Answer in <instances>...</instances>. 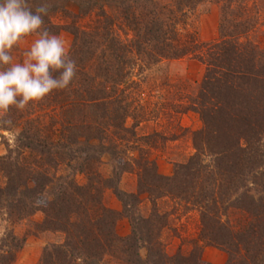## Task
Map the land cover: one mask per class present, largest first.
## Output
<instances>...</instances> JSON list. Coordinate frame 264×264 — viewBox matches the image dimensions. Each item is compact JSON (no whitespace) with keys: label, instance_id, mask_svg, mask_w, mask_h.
<instances>
[{"label":"trees","instance_id":"trees-1","mask_svg":"<svg viewBox=\"0 0 264 264\" xmlns=\"http://www.w3.org/2000/svg\"><path fill=\"white\" fill-rule=\"evenodd\" d=\"M205 1L222 15L220 38L210 42L186 31ZM249 1L28 0L33 9L48 8L44 29L74 35L69 54L78 71L68 88L3 117L20 131L0 157V219L7 222L0 264L15 262L27 237L15 227L38 211L44 220L37 230L60 235L38 264H212L203 258L209 244L227 251L226 264H264V49L246 39L254 18ZM70 2L77 12L68 11ZM59 12L70 21L55 23ZM187 55L205 64L198 89L155 77L164 61ZM159 77L171 87L172 103L156 95L154 82L147 93V83ZM190 110L204 123L193 132L196 152L164 175L150 155L151 135L138 127L158 116L149 111ZM107 155L113 174L105 178L99 169ZM134 171L138 191L120 188L123 174ZM79 173L86 183L77 181ZM107 189L123 212L106 203ZM143 193L153 203L148 216L139 209ZM165 195L200 209V236L189 252L166 251L165 215L156 209ZM231 207L242 214L238 226L228 217ZM122 215L132 225L127 236L117 232Z\"/></svg>","mask_w":264,"mask_h":264},{"label":"rangeland","instance_id":"rangeland-1","mask_svg":"<svg viewBox=\"0 0 264 264\" xmlns=\"http://www.w3.org/2000/svg\"><path fill=\"white\" fill-rule=\"evenodd\" d=\"M161 1L167 2L170 0ZM249 8L252 9L251 13L254 18H252L251 22L253 25L252 29L246 39L264 49V0H250ZM67 9L71 13L78 11L77 5L73 2L67 5ZM221 16V7L218 4L208 1L200 3L190 15L189 26L186 31H195L199 39L205 42L219 39ZM67 19L66 13L59 12L53 16L55 23H64ZM56 35L65 41L69 50L72 46L74 35L68 30H61ZM26 50L27 48H23L19 44L12 50V55L18 61H22ZM154 74L155 77L162 75L166 78L165 80L168 79L167 83L178 84L177 86L181 83L187 90L192 92V90L198 89L203 79L205 64L192 55H187L179 59L164 61ZM163 80L162 77L150 79L146 86L147 93H149L148 86L154 82L153 86H155L156 95L158 96L160 92H163L166 94L167 102L172 103V98L169 97L171 87L165 85ZM154 98L156 99V97ZM13 112L12 108L8 114H0V157L6 154L11 147H14L18 141L20 127L18 124L7 125V119L3 118ZM150 112L158 116L143 121L138 127V132L143 135H151L150 140L154 142L150 151L151 157L155 159L159 172L164 175H172L178 165L188 162L196 152L193 132L203 127V120L200 114L193 110ZM99 170L105 178L112 176L113 160L111 157L108 155L104 156ZM76 178L81 184L87 182V177L84 173H79ZM119 186L129 192H137L139 188L138 174L135 171L124 173ZM141 197L142 202L139 205L141 213L146 216L151 215L153 203L147 193H143ZM105 200L110 207L123 212V204L113 189L106 190ZM156 209L165 215L164 223H166V226L162 230L161 239L165 244L167 253L174 255L179 251L189 252L193 248L192 240L200 236L202 228L200 209L185 200L173 198L172 195H165L157 199ZM229 210H233L228 216L231 223L233 226H238L242 214L237 208L231 207ZM223 217L225 219L226 216ZM43 220L44 214L38 211L15 227L18 234H25L27 237L13 264H38L46 244L60 239V235L51 231L37 230L36 224L41 223ZM6 225L7 222L0 219V236L5 231ZM117 232L121 236H127L132 232L131 222L125 215H122L118 220ZM140 252L143 257H146L147 248L142 247ZM228 256L227 251L217 245L209 244L203 248V258L212 264H226Z\"/></svg>","mask_w":264,"mask_h":264},{"label":"clouds","instance_id":"clouds-1","mask_svg":"<svg viewBox=\"0 0 264 264\" xmlns=\"http://www.w3.org/2000/svg\"><path fill=\"white\" fill-rule=\"evenodd\" d=\"M47 12L44 5L31 8L28 0H0V114L23 110L54 90L68 88L77 75L65 41L43 28ZM31 34L38 39L18 61L12 50Z\"/></svg>","mask_w":264,"mask_h":264},{"label":"crops","instance_id":"crops-1","mask_svg":"<svg viewBox=\"0 0 264 264\" xmlns=\"http://www.w3.org/2000/svg\"><path fill=\"white\" fill-rule=\"evenodd\" d=\"M36 39H38V36L37 35H34V34L33 35H29V36L25 37L20 44H21V46L23 48H27L28 49L31 46V44Z\"/></svg>","mask_w":264,"mask_h":264}]
</instances>
